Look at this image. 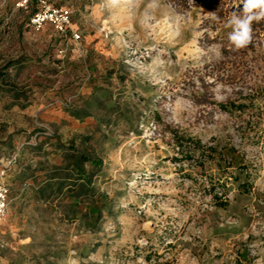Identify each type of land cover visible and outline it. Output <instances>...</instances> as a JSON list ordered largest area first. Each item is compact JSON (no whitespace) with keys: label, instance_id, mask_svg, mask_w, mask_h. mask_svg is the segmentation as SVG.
Listing matches in <instances>:
<instances>
[{"label":"rangeland","instance_id":"obj_1","mask_svg":"<svg viewBox=\"0 0 264 264\" xmlns=\"http://www.w3.org/2000/svg\"><path fill=\"white\" fill-rule=\"evenodd\" d=\"M242 8L0 0V264H264V37L222 52Z\"/></svg>","mask_w":264,"mask_h":264},{"label":"trees","instance_id":"obj_2","mask_svg":"<svg viewBox=\"0 0 264 264\" xmlns=\"http://www.w3.org/2000/svg\"><path fill=\"white\" fill-rule=\"evenodd\" d=\"M175 3H178L180 5H186L188 0H172ZM253 37L257 36L259 38L264 37V20H261L260 22H253ZM235 48L233 45L230 44V46H226L224 45L222 47V52L224 53V55H229L230 53H232ZM244 48L240 49V50H236V59L238 60H243V54H245L244 52ZM194 103L196 105L199 106H205V107H211V106H218L221 109H223L224 111H229L230 107H232L233 109H243V105H238L236 106L234 103H230L228 105H224V104H218L215 100H213L212 94H209L208 92H205V95H202L200 97H196L194 98ZM175 139V143L176 146L179 148V151L182 155H184L183 157H185V159H195L196 158V154H195V150H193V154H191L190 152H184V148L185 147H197V149L202 148L201 142H199L198 140H195L193 138H185V137H174ZM213 202L216 206L219 207H226L228 206L230 200H229V195L228 192H223L222 194H219V192H216L213 194Z\"/></svg>","mask_w":264,"mask_h":264},{"label":"clouds","instance_id":"obj_3","mask_svg":"<svg viewBox=\"0 0 264 264\" xmlns=\"http://www.w3.org/2000/svg\"><path fill=\"white\" fill-rule=\"evenodd\" d=\"M241 11H233L224 21V27L230 28L228 40L236 50L248 47L253 39V22L264 20V0H240ZM219 20V17H216Z\"/></svg>","mask_w":264,"mask_h":264},{"label":"built area","instance_id":"obj_4","mask_svg":"<svg viewBox=\"0 0 264 264\" xmlns=\"http://www.w3.org/2000/svg\"><path fill=\"white\" fill-rule=\"evenodd\" d=\"M58 19L57 29L63 31L69 21V12L67 11H57L48 8L45 12L35 14L31 20L32 24L35 26H41L46 21H51L52 19ZM76 39H80L79 35H76ZM0 222L6 219L9 207V184H8V173L13 160L6 159L0 161Z\"/></svg>","mask_w":264,"mask_h":264}]
</instances>
